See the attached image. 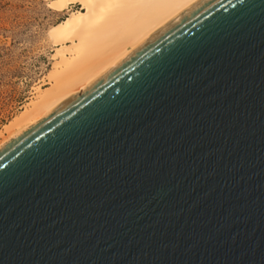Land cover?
I'll return each instance as SVG.
<instances>
[{"label":"water","instance_id":"1","mask_svg":"<svg viewBox=\"0 0 264 264\" xmlns=\"http://www.w3.org/2000/svg\"><path fill=\"white\" fill-rule=\"evenodd\" d=\"M0 264H264V0H193L1 145Z\"/></svg>","mask_w":264,"mask_h":264},{"label":"bare ground","instance_id":"2","mask_svg":"<svg viewBox=\"0 0 264 264\" xmlns=\"http://www.w3.org/2000/svg\"><path fill=\"white\" fill-rule=\"evenodd\" d=\"M193 0H49L55 9H72L53 24L49 86L37 87L23 109L0 129V146L46 115L65 98L136 46Z\"/></svg>","mask_w":264,"mask_h":264},{"label":"rangeland","instance_id":"3","mask_svg":"<svg viewBox=\"0 0 264 264\" xmlns=\"http://www.w3.org/2000/svg\"><path fill=\"white\" fill-rule=\"evenodd\" d=\"M79 2L55 9L49 0H0V129L49 86L54 44L49 31Z\"/></svg>","mask_w":264,"mask_h":264}]
</instances>
